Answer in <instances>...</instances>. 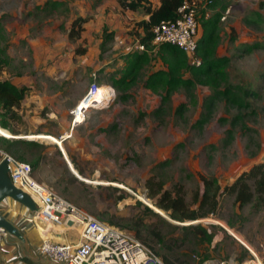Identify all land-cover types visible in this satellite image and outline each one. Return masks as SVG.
<instances>
[{"label": "rangeland", "instance_id": "1", "mask_svg": "<svg viewBox=\"0 0 264 264\" xmlns=\"http://www.w3.org/2000/svg\"><path fill=\"white\" fill-rule=\"evenodd\" d=\"M52 1L57 5L53 7ZM263 1L229 0L230 6L222 12L218 53L230 58L226 72L236 92L242 96L245 90L250 92L245 96L249 106L232 105L225 98L211 99L214 91L208 85L196 84L174 92L171 100L156 112L161 105L159 94L138 83L129 90V96L123 97L124 92L109 83L112 73L106 72L109 66L117 70L125 66L122 54L131 52L124 48L130 43L133 45L137 37L134 26L124 31L121 39L128 35L126 41L113 40L111 47L100 55L109 64L103 65V59L99 61L97 55L82 59L68 51L67 30L72 21L80 15L97 21L95 17L99 18L105 8L115 21V15L120 12L118 6L114 7L117 0H0L2 45L9 62L3 73L31 71L34 83L45 89L42 97L49 98L44 114L52 107L76 110L92 83L93 73L103 82L101 85L112 88L108 101L84 111V123L63 145L78 164V168L75 167L68 156L74 172L83 180L72 172L64 154L66 167L57 154L56 142L61 144L60 140L53 135L45 137V134L30 136L44 143V148L25 154L24 161L29 163L42 152L45 156L33 169L34 177L99 220L107 223L112 220L126 231H133L139 217L148 219L136 205L138 200L145 203L138 197L147 198L148 179L162 181L171 189L182 185L186 199L191 201L202 185L201 176L214 178L222 188L217 216L197 221L220 225L225 229L224 238L217 249L207 250L214 258L197 263L201 257L197 251L201 249L192 234L182 248L191 255L183 257L189 264H208L212 260L216 264H264V203L255 199L241 208L235 196L225 192L239 174L254 165L264 164ZM89 28L84 35L91 34L93 38L94 31ZM101 31L104 29L100 26L97 35ZM79 95L84 97L75 102ZM182 104L185 107L179 113L177 107ZM75 124H79L76 119ZM40 127L56 133L59 130V125L48 121ZM6 132L13 137L8 130ZM249 183L255 190V180L249 179ZM11 204L17 207L16 203ZM25 214L30 216L31 211ZM173 226V223L166 224L165 234L180 236L184 233ZM141 229L142 236L147 238V231L143 226ZM24 234L32 241V232ZM151 242L161 247L156 240ZM180 251L176 250L179 254ZM245 251L252 257L245 255L242 259Z\"/></svg>", "mask_w": 264, "mask_h": 264}, {"label": "trees", "instance_id": "2", "mask_svg": "<svg viewBox=\"0 0 264 264\" xmlns=\"http://www.w3.org/2000/svg\"><path fill=\"white\" fill-rule=\"evenodd\" d=\"M190 1L193 0H160L158 5H153L150 0H117L121 12L129 10L141 11L147 15V18L139 20L134 25L138 42L145 45L146 49L144 51L133 50L125 55L124 68L116 70L110 75V84L117 91L124 92L123 97H127L130 94V89L138 85V83H142L144 88L159 94L161 97V105L156 112L161 110L164 104L171 100L174 92L180 88L187 89L196 84L208 85L214 91L211 99L225 98L229 104L238 105L239 107L249 106L250 103L245 96L250 92L245 90L244 96L236 92V86L229 83V74L226 72V66L230 58L218 53L223 19L222 12L226 11L230 6L229 0H201L199 4V7H201H198L197 18L200 26V37L198 38L197 53L202 58L200 66L191 65L188 54L179 47L169 43L161 44L156 54L150 52L154 37V27L163 21L179 18V9ZM263 4L264 1L261 5ZM51 5L53 7L56 6V1H52ZM219 7L220 9H218ZM210 10L216 11L210 13ZM88 20V17L80 15L72 21L71 26L67 30L70 40V45L67 48L75 56L87 53V47L84 46L83 42H78L83 39L82 33ZM115 35L116 32L104 29L100 43L101 56L111 47L110 45L115 39ZM232 40H235L234 36ZM3 41V26L0 20V127L3 131L8 129L12 134L18 135L21 133L17 126L21 120L19 108L28 91V87L18 88L10 79L2 76L4 66L9 63L7 56H5L6 48L2 45ZM251 49L252 47H249V50ZM158 59L161 60V65L159 68H155L152 64L154 61L158 62ZM148 66H153L155 69L144 75V70ZM96 80L99 84L103 83L99 78ZM223 85L225 86L224 88H222ZM184 107L185 104L179 105L177 112L180 113ZM0 148L13 155L16 159L24 161L26 160L25 154L29 150L43 149L44 143L39 140H28L25 138H8L0 134ZM56 148L57 154L61 157L66 167L63 153L57 144ZM42 154L43 152L30 162L34 170L45 157ZM69 155L75 167L78 168V164L70 152ZM249 179L255 180V190L252 189ZM200 180L201 187L199 186L195 191L192 200L188 201L182 185H176L173 189L166 188L162 181L150 178L146 182L148 189L147 198L151 199L153 205L160 211L165 212L170 218L179 222H194L200 218L217 216L219 196L222 188L214 178L202 175ZM117 190L121 191V189ZM225 192L234 195L236 202L241 208L253 203L255 199L264 203V164L254 165L251 170L239 174L236 180L226 187ZM121 198L124 197L121 196ZM136 205L140 208L141 215L148 217L150 222L147 221L148 219L139 217L135 224L136 227L133 228L134 232L122 230L112 220L108 221V224L139 238L160 255L166 264H189L183 256H190L191 252L182 250V248L186 246L192 234L197 237L198 249H201L197 251L201 256L197 263L214 258L207 250L218 248L217 245L224 238L225 229L223 227L218 224H206L204 222L189 225L173 223L174 229L184 233L180 236H170V234H165L163 229L166 224H172V222L140 200L136 202ZM142 226L147 231V238H144L141 234ZM214 229H218L219 232H215ZM151 240L159 242L161 247H157ZM167 240L170 242L168 243ZM177 249H181L180 254L176 252ZM245 255L252 257L248 251H245L242 259Z\"/></svg>", "mask_w": 264, "mask_h": 264}, {"label": "built area", "instance_id": "3", "mask_svg": "<svg viewBox=\"0 0 264 264\" xmlns=\"http://www.w3.org/2000/svg\"><path fill=\"white\" fill-rule=\"evenodd\" d=\"M199 4L200 0L186 2L179 9V18L156 25L152 47L163 43L175 45L188 54L191 65L200 66L202 58L197 53ZM133 48L137 51L146 49L140 42ZM96 79L97 75L93 73V81L84 96L99 89L101 84ZM71 112L75 115V109ZM3 159H7L13 184L29 193L36 202L37 209L31 211L28 225L41 236L34 249L42 257L56 264H166L160 255L133 234L99 220L38 181L31 163L18 160L0 148V162ZM61 225L65 227L62 237H50V231ZM7 234L6 228L0 225V241ZM208 264L216 263L212 260Z\"/></svg>", "mask_w": 264, "mask_h": 264}, {"label": "crops", "instance_id": "4", "mask_svg": "<svg viewBox=\"0 0 264 264\" xmlns=\"http://www.w3.org/2000/svg\"><path fill=\"white\" fill-rule=\"evenodd\" d=\"M150 1L153 5H158L160 3V0H150ZM113 2H115V0H113ZM115 6L117 7L118 4H115L114 7ZM118 9L120 10L119 6H118ZM214 11H216V10H212V11L210 10V12H214ZM106 12H107L106 8L103 9V12L99 16V18L95 17L96 19H98L97 21H93V18H90L88 20L89 23L87 22L85 24V30L82 33L83 39H81L78 42V43H80L82 41L84 46L87 47V53L80 55L82 57V59L84 57H90V54H92L93 56L97 55V59L99 61H100V59H103V65L109 64L110 62L108 63L106 58H100V55H101L100 54V43L102 41L101 36H102L103 32L101 31L97 35V32L99 31V27L101 26L102 29H108V31H110V32L111 31L116 32L115 39L117 40V38H118V41L120 40V42L123 43L124 41H126V38L128 37V35H127L126 38L121 39L124 31H126L127 29H130V27H133L135 25V23L138 22L139 20L147 18V15H145L141 11H130L129 10L126 12H121V11L118 12V14L115 15V21H113V19H111L113 14L108 13V12H107L108 13L107 19H105V13ZM104 20L107 21V24L105 23ZM88 24H89V26H91L90 28H89ZM109 24H111V25H109ZM88 28L93 29L94 37H97V38H94V37L92 38L91 34H90V36L85 37L84 33L86 32V29H88ZM95 30H97V31H95ZM92 34H93V32H92ZM199 37H200V29H199L198 38ZM85 38H87V42H86ZM137 43H138V38L136 37L133 41V45H132V43H130V45L128 44L127 46H125L124 49L127 50V52L132 51V50H134L133 46ZM92 45L96 46L97 48L95 49ZM91 46H92V48H90ZM157 50H158V47H152L150 52L152 54H156ZM127 54L125 53L122 55L125 56ZM93 56H92V58H93ZM109 58H110V56L107 59H109ZM160 61L161 60L158 59V62L154 61L152 65L155 68H159L161 65ZM153 66H151V67L148 66L147 69L144 70V75H147L150 72V70H154L155 68ZM108 70L111 73H113L117 69H115L114 66H109V68L107 69L106 72H108ZM29 72H31V71H29ZM29 72L28 73H26V72L21 73V72L5 71V74L3 73V75H2L4 78L10 79L18 88L28 87V91L25 95L24 100L22 101L20 108H19L21 120L17 124V126L21 130V133L18 135H14V134H12L11 131H9L8 129L7 130L13 135L12 138H14V137L15 138H25L28 140H39L35 137H30V136H36L39 134H43V135L45 134V137L47 135H53V136L57 137V139H59L61 142V144L57 143V142H56V144L59 147H60V145L63 146V145H65L64 143L67 139H70L71 136L73 137L72 134H74L75 130L80 125H82L84 123L85 117H84L83 122H81L77 125V124H75V119H76L75 115L71 112V110H67L66 108H64V110L63 109L59 110L57 108L52 107L51 111L46 112L44 114V110L46 109V107L48 105L49 98L42 97L43 96L42 91H44L45 89L43 90L42 85L37 86L34 83L32 73H29ZM144 77H146V76H144ZM109 83H111V82H109ZM145 89L148 91H151L147 88H145ZM81 96L82 95H79L76 98L77 100L75 99V102L79 101ZM82 97H84V96H82ZM46 121L59 125V130L57 131V133L53 132V131H44L45 129L44 128L42 129L40 127V125L44 124ZM32 125L34 127H32ZM0 134L4 135V137H11L9 134H7L6 131H3L1 129V127H0ZM77 140H79V139H77ZM61 151H62V153L65 152V154L68 158L69 152L65 151L64 146H63V150L61 149ZM11 202L16 203L11 198L6 199L3 203V205L1 206V212L5 216H7L8 218L12 219L13 222L18 225V227L21 229L23 234L25 231H26V233H28L30 231V232H32L33 236H32V241H30L27 238V236L24 234V236L26 237V241H22V240L18 239L17 237H15L9 233L7 235H5L2 239V241H0V264H56V263L49 261L46 258L42 257L41 255H39L36 252V250L34 248H35V245L37 243H39L41 236L36 229L29 227V225H28L29 221L27 220V218H29V215L25 214L28 212L27 209L24 206L20 205L19 203H16L17 207L13 208ZM150 202H151V200H150ZM41 233L43 234V230L41 231Z\"/></svg>", "mask_w": 264, "mask_h": 264}, {"label": "water", "instance_id": "5", "mask_svg": "<svg viewBox=\"0 0 264 264\" xmlns=\"http://www.w3.org/2000/svg\"><path fill=\"white\" fill-rule=\"evenodd\" d=\"M60 148L63 150V146L62 145H60ZM63 154H64V157H65V159H66L69 167L71 168L72 172H74V170H73L74 167L72 166V162L67 158L65 152ZM75 174H76V176L78 178H80L81 180H83L81 177H79L77 175V173H75ZM84 181L85 182H88L86 180H84ZM7 198L13 199L15 202L19 203L20 205H23V206L27 207L32 212L37 209L36 202L30 196V194L27 193L26 191L18 188L17 186H15V184H13V182H12L10 176H9V172H8V168H7V159H3L0 162V225L4 226L6 228V230L8 231L9 234L17 237L18 239H20L22 241H26V237L24 236L23 232L18 227V225L15 224L12 219L8 218L7 216H5L1 212L2 203ZM146 204H148V203H146ZM149 206L151 208H153L151 205H149ZM156 212L160 213L168 221H170V222H172L174 224H178V225H189V224H192V223H198V222H200V221H194V222H191V223H188L187 224L186 222H179V221L173 220L166 213H162V212H159V211H156ZM53 231L54 230H51L50 231V234ZM61 237H62V234L60 235V238Z\"/></svg>", "mask_w": 264, "mask_h": 264}, {"label": "bare ground", "instance_id": "6", "mask_svg": "<svg viewBox=\"0 0 264 264\" xmlns=\"http://www.w3.org/2000/svg\"><path fill=\"white\" fill-rule=\"evenodd\" d=\"M99 86L100 87L96 92L85 96L84 99L82 101H80L81 103L79 104L78 108L75 110V114L77 112L76 123H80L83 120L84 111L88 107H92V106L98 105L100 103H105L112 96V88L111 87H109L107 85H99ZM138 198H141L143 201H145L146 203L151 205L156 211L160 212V210L157 207H155L150 202V200H148V198H146L145 196L140 195ZM64 229H65V227L62 225L59 227H56V229L51 233L50 237L52 236L55 239H59L60 235L62 234Z\"/></svg>", "mask_w": 264, "mask_h": 264}]
</instances>
